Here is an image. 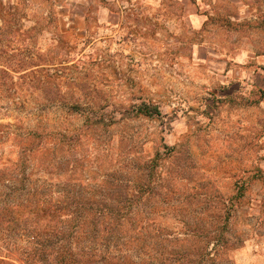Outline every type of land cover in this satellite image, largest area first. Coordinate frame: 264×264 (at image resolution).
Returning a JSON list of instances; mask_svg holds the SVG:
<instances>
[{
  "label": "rangeland",
  "instance_id": "rangeland-1",
  "mask_svg": "<svg viewBox=\"0 0 264 264\" xmlns=\"http://www.w3.org/2000/svg\"><path fill=\"white\" fill-rule=\"evenodd\" d=\"M0 215L13 264H264V0H0Z\"/></svg>",
  "mask_w": 264,
  "mask_h": 264
},
{
  "label": "trees",
  "instance_id": "trees-1",
  "mask_svg": "<svg viewBox=\"0 0 264 264\" xmlns=\"http://www.w3.org/2000/svg\"><path fill=\"white\" fill-rule=\"evenodd\" d=\"M151 109H152L151 114L158 113L156 108L152 107ZM146 113L149 115L150 112H146ZM48 216L54 218L55 214L49 212ZM0 223L2 224L6 223V219H4L1 215H0ZM0 234H1V230H0ZM23 237L24 236H22V238ZM32 237H33L32 239L33 246H29L31 248L26 249L25 252L22 254L23 258L20 260L21 264H42L40 261L45 260L44 255L46 254H48L49 256L51 255V258H54L56 260L54 264H75V259H74L75 255L66 246H61V248H59L58 250H53V249L46 250L43 246H38L39 243L37 236H34V234H32ZM8 239L11 238L4 235L0 236V242L3 243V245L4 244H6L7 246L9 245L10 242H8ZM0 264H13V263L6 261L3 258L0 259Z\"/></svg>",
  "mask_w": 264,
  "mask_h": 264
},
{
  "label": "crops",
  "instance_id": "crops-1",
  "mask_svg": "<svg viewBox=\"0 0 264 264\" xmlns=\"http://www.w3.org/2000/svg\"><path fill=\"white\" fill-rule=\"evenodd\" d=\"M91 2H92V0H91ZM88 10H89V8L86 9V13H87ZM86 13H85V17H84V18H86V15H87ZM248 56H249V55H243V56L239 59V61H240V62H247V63H248V62H249V60H248ZM258 63H260V62H258ZM240 73H241V70H235V71H234V74H235V75H240Z\"/></svg>",
  "mask_w": 264,
  "mask_h": 264
}]
</instances>
